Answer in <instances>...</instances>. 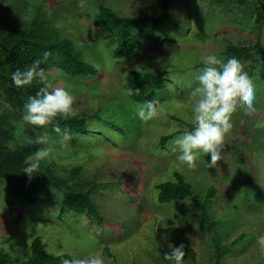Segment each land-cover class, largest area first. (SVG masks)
I'll return each instance as SVG.
<instances>
[{
    "label": "rangeland",
    "instance_id": "obj_1",
    "mask_svg": "<svg viewBox=\"0 0 264 264\" xmlns=\"http://www.w3.org/2000/svg\"><path fill=\"white\" fill-rule=\"evenodd\" d=\"M210 2L173 0L171 21L157 31L160 42L139 36L142 43L117 57L110 37L100 33L98 6L133 16L157 9L161 0H0L6 28L16 16L26 22L34 11L41 12V19L71 39L97 69L87 76L66 74L56 65L45 70L55 86L71 92L74 108L88 114L89 128L66 144L58 142L60 134H49L57 143L50 145L49 158L41 162L53 161L60 178L87 191L99 216L87 209L65 208L68 189L50 181L42 182L32 202L7 194L0 181L1 249L25 258L38 237L49 253H69L72 258L98 254L105 264H174L164 254L171 252L170 246L183 244L182 264H264L256 244L257 236L264 234V6L261 21L254 19L255 6L264 5V0ZM172 21L179 23L178 29ZM229 42L251 51L255 42L263 46L255 62L239 60L254 84L256 111L249 115L238 110L233 115L217 167H207L210 154L201 156L195 169L178 167V153L171 151L170 142L194 127L190 92L196 86L195 75L207 54L226 61ZM133 69L168 70L153 96L159 101L158 116L148 122L135 118L132 107L147 100L134 101L127 95L126 77ZM163 135L172 136L160 140ZM174 169L202 200L208 188H215L205 203L210 226L190 196L157 200L155 185L172 178ZM216 242L223 245L220 254Z\"/></svg>",
    "mask_w": 264,
    "mask_h": 264
},
{
    "label": "trees",
    "instance_id": "obj_2",
    "mask_svg": "<svg viewBox=\"0 0 264 264\" xmlns=\"http://www.w3.org/2000/svg\"><path fill=\"white\" fill-rule=\"evenodd\" d=\"M173 0H161L157 9L147 10L137 15H119L110 6L100 4L98 6V25L100 33L104 37H110V43L114 45L113 54L117 57L124 56L133 51L139 39H145L155 44L160 42L157 31L165 22H170L169 8ZM211 4L224 3L225 0H210ZM236 4H243L246 0H232ZM263 3L255 6V22L262 18ZM1 10V8H0ZM22 10V9H21ZM34 16L26 22H20L18 16L12 20V24L6 28L4 20H8L4 12H0V181L5 182L6 193L13 195L26 202H32L41 187L43 181H50L58 187L64 186L68 189L62 201L65 208L82 212L87 209L89 214L98 216V209L91 200L87 191L81 190L78 183L68 185L60 178L54 170L55 164L40 163L37 173L31 177L23 172L27 166L28 156L34 154L41 145L28 143V140L35 139L45 132L57 133L55 127L59 126L61 133L68 132L71 139L86 133L89 128L87 124L88 114L77 111L74 118L63 120L59 117L46 128L24 124V104L29 96H34L41 85L33 82L32 85L23 89H17L11 79L16 69L23 70L35 60H41L40 67L49 68V65H56L66 74L72 76L94 75L97 69L87 61L80 49L66 36L58 34V30L52 25L44 22L41 12H35ZM178 22L172 21L173 28L178 29ZM142 40L140 43H142ZM147 41V42H148ZM154 45V44H153ZM253 51L244 45L229 42L224 48V56L229 59L235 57L237 60H257V54L263 52V46L255 42L252 45ZM49 53L47 59L44 54ZM254 64L250 66L252 70ZM168 70H131L126 77V88L139 89V94L130 96L134 101L153 100L154 93L161 89L165 83L164 75ZM2 105V106H1ZM6 105V106H5ZM175 117V116H174ZM172 135H163L160 140H168ZM98 183L93 186H97ZM155 188L159 202H169L174 199H182L185 196L193 198L194 205L201 210L202 219L210 226L205 210L206 201L214 194V187L208 188L204 199L193 191V186L185 179L182 172L174 169L172 178L159 181ZM242 236V233L238 235ZM238 238V237H237ZM236 239L232 241L235 243ZM217 252H221L218 242ZM226 248L229 245H224ZM73 259L69 253H49L38 237H35L30 244L28 256H10L0 248V264H64L65 260Z\"/></svg>",
    "mask_w": 264,
    "mask_h": 264
},
{
    "label": "clouds",
    "instance_id": "obj_3",
    "mask_svg": "<svg viewBox=\"0 0 264 264\" xmlns=\"http://www.w3.org/2000/svg\"><path fill=\"white\" fill-rule=\"evenodd\" d=\"M49 55L45 53L44 59L46 60ZM202 63L204 67L195 75L196 86L190 92L194 127L170 142L171 151L178 153L177 166H186L188 169H195L197 160L208 154L211 156V162L207 167H217L218 161L223 159L225 137L233 128L231 123L233 115L238 110L249 115L256 111L254 84L239 60L232 57L225 61L215 54H207L203 57ZM40 64L41 60H35L23 70L16 69L11 79L17 89L30 86L34 81L43 85L34 96L27 98L22 119L26 124L46 128L58 117L63 120L74 118L77 111L74 108L75 98L71 92L65 87L55 86ZM133 94L138 95L139 89L135 90V93L132 89L127 90V95ZM158 105L157 100L135 103L132 105L134 117L141 122L151 121L158 116ZM54 131L60 134L58 141L60 144H66L71 139V134L66 131L61 133L59 126L55 127ZM28 143L43 145L23 169V172L31 177L38 172L41 161L49 158L52 152L50 145L57 141L52 140L45 132L35 141L29 139ZM52 191L58 200L56 190L53 188ZM256 244L260 254L264 255V234L257 236ZM170 247L171 252L165 253L164 259L173 261L174 264H182L185 257L184 245ZM64 264H105V261L98 254H89L85 258L65 260Z\"/></svg>",
    "mask_w": 264,
    "mask_h": 264
}]
</instances>
